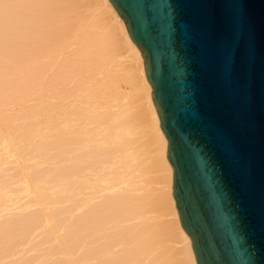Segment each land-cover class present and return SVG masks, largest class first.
I'll return each instance as SVG.
<instances>
[{"label": "bare ground", "instance_id": "6f19581e", "mask_svg": "<svg viewBox=\"0 0 264 264\" xmlns=\"http://www.w3.org/2000/svg\"><path fill=\"white\" fill-rule=\"evenodd\" d=\"M150 92L109 0H0V264H196Z\"/></svg>", "mask_w": 264, "mask_h": 264}, {"label": "water", "instance_id": "95a60500", "mask_svg": "<svg viewBox=\"0 0 264 264\" xmlns=\"http://www.w3.org/2000/svg\"><path fill=\"white\" fill-rule=\"evenodd\" d=\"M139 49L196 264H264V0H109Z\"/></svg>", "mask_w": 264, "mask_h": 264}]
</instances>
